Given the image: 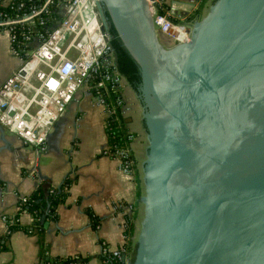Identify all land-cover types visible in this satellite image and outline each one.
Masks as SVG:
<instances>
[{
	"label": "water",
	"instance_id": "water-1",
	"mask_svg": "<svg viewBox=\"0 0 264 264\" xmlns=\"http://www.w3.org/2000/svg\"><path fill=\"white\" fill-rule=\"evenodd\" d=\"M98 5L142 78L143 214L123 260L264 264V0H214L173 45L149 0Z\"/></svg>",
	"mask_w": 264,
	"mask_h": 264
},
{
	"label": "crops",
	"instance_id": "crops-1",
	"mask_svg": "<svg viewBox=\"0 0 264 264\" xmlns=\"http://www.w3.org/2000/svg\"><path fill=\"white\" fill-rule=\"evenodd\" d=\"M170 4L193 22L206 13L204 7L193 16L197 10L192 9L190 0L160 1L163 9ZM21 62L12 49L9 31L0 28V85ZM120 90L126 100L123 116L128 130L134 133L130 145L141 172L147 146L143 107L125 77ZM33 94L32 88L26 89V99ZM109 113L95 92L84 85L54 123L45 149L26 143L0 123V235L7 228L4 215L19 212L23 197L36 189L41 177L55 186L67 176L75 178L68 197L57 206L58 218L47 220L43 232L13 231L5 240V247L0 248V264H41L42 245L49 257L79 258L68 264H107L102 257L103 243L111 248L126 246L127 214L138 207L134 220L136 239L143 214L138 192L140 189L143 193L144 186L137 177L124 173L118 158L106 151L105 124ZM34 220L31 212L20 215L25 226L32 227Z\"/></svg>",
	"mask_w": 264,
	"mask_h": 264
},
{
	"label": "built area",
	"instance_id": "built-area-1",
	"mask_svg": "<svg viewBox=\"0 0 264 264\" xmlns=\"http://www.w3.org/2000/svg\"><path fill=\"white\" fill-rule=\"evenodd\" d=\"M58 1L66 11L59 24L34 32L29 29L19 37V25L46 24ZM160 1L149 0L157 31L168 36L164 43L173 45L189 39L193 21L183 18L175 4L161 11ZM204 1L190 0L192 9H199ZM0 5L3 6L0 28L9 31L12 49L22 60L19 68L0 85L1 124L26 143L45 149L54 123L77 91L84 85L90 87L89 76L93 73L101 77L99 86L113 82L118 91L117 103L122 109L125 107L126 100L120 90L124 76L117 69L112 35L105 26L98 0H0ZM36 41L39 43L34 46ZM29 87L34 94L28 100L25 91ZM102 96L98 97L105 104ZM106 151L118 158L124 173L136 177V159L131 145ZM4 219L7 221V215ZM124 254L127 256L126 249L111 248L103 243L102 257L107 264H111L113 257L123 258Z\"/></svg>",
	"mask_w": 264,
	"mask_h": 264
},
{
	"label": "trees",
	"instance_id": "trees-1",
	"mask_svg": "<svg viewBox=\"0 0 264 264\" xmlns=\"http://www.w3.org/2000/svg\"><path fill=\"white\" fill-rule=\"evenodd\" d=\"M27 2L31 1H41V0H26ZM203 4V3H202ZM3 6L0 5V9ZM63 8L61 7V1L54 5L51 10V13L47 17L46 24L39 25L38 23L35 25H19L17 27V32L19 33V37L23 35L25 31L32 29L33 32L37 30H45L47 28H53L57 25V19L60 18V11ZM203 9V5L199 9H197L196 16ZM160 10L164 11V9L160 6ZM200 17V16H199ZM198 17V18H199ZM112 37L111 42L115 49L116 54V63L118 71L128 80L134 90L139 93V85L141 83V73L138 64L131 56L129 51L123 45L116 28L113 23L108 27ZM27 45H25L26 47ZM32 45L30 44V47ZM25 56V55H24ZM101 77L99 75L93 73L89 76V85L91 90H93L96 95L104 98L105 105L109 110V116L106 119V132L108 135V147L110 151H114L117 149H123L130 146L132 137H134V133L128 130L126 125L125 118L122 112V106L117 103V94L118 91L113 87L112 81H107L104 86H99L98 81ZM134 155V153H133ZM135 157V155H134ZM136 159V158H135ZM136 177L139 182L142 181L141 172L138 170L137 160H136ZM75 181L74 177L67 176L65 180L59 185H53L47 178L41 177L40 182L36 189L26 196V200H23L20 204L19 212L12 216H7V228L5 233L0 235V248L5 247V240L8 239L11 233L18 229H24L28 232H36L44 230V226L47 220L57 219L58 212L57 206L59 203L66 200L69 195V187ZM139 198L142 195L141 190L139 189ZM31 212L34 215V224L32 227L25 226L20 221V215L25 212ZM131 214H127L126 220V246L122 249H126L127 253L130 256H133L135 249V225L134 220L138 216V207H135L131 210ZM43 244V243H42ZM41 264H68L71 262L78 261V257H49L46 254L45 248L42 245L41 248ZM83 260V259H81ZM80 261V260H79ZM111 264H125V261L122 257H113L111 259Z\"/></svg>",
	"mask_w": 264,
	"mask_h": 264
},
{
	"label": "rangeland",
	"instance_id": "rangeland-1",
	"mask_svg": "<svg viewBox=\"0 0 264 264\" xmlns=\"http://www.w3.org/2000/svg\"><path fill=\"white\" fill-rule=\"evenodd\" d=\"M214 0H205L204 2H203V8L204 7H206V9L204 10L205 12L208 10V8H209V6H210V4L213 2ZM161 39L163 40V41H167V39H168V36L166 35V34H163L162 33V35H161ZM95 94H97V93H95ZM99 96V95H98ZM139 102L142 104V101H141V99L139 98Z\"/></svg>",
	"mask_w": 264,
	"mask_h": 264
}]
</instances>
